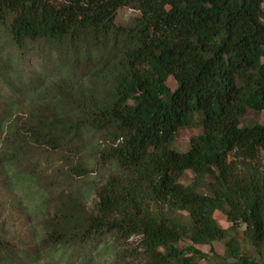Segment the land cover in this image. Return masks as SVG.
<instances>
[{"label": "trees", "instance_id": "obj_1", "mask_svg": "<svg viewBox=\"0 0 264 264\" xmlns=\"http://www.w3.org/2000/svg\"><path fill=\"white\" fill-rule=\"evenodd\" d=\"M0 84V264H264V0H0Z\"/></svg>", "mask_w": 264, "mask_h": 264}, {"label": "rangeland", "instance_id": "obj_2", "mask_svg": "<svg viewBox=\"0 0 264 264\" xmlns=\"http://www.w3.org/2000/svg\"><path fill=\"white\" fill-rule=\"evenodd\" d=\"M139 14H140L139 11H137L136 9L124 6L118 10L116 22L118 24L127 23L131 18H134L138 16ZM42 68L43 67L40 64L39 58L35 56L26 57V61L24 63V69L26 73L30 74V76H34L33 74L41 71ZM167 84L172 90H175V88L177 87V81L173 77H170L168 79ZM24 89H25V92L28 93L29 90H31V86L29 85ZM21 99L23 98L21 97L19 91H15L14 94H11L10 90L5 85L0 84V119L3 117L9 116V112L7 110L11 112V107H12L11 103H13L14 101H20ZM254 122L264 123V111L259 112V113H256L252 109L247 111V113L245 114L243 118V124H251ZM202 132H203V126L196 119L193 125L187 126L179 131L178 137L172 143V147L180 151H186L190 148L191 139L194 136L201 134ZM37 157H39V155H37L35 158ZM261 160L264 163V150L261 153ZM93 176H96V172L93 173ZM192 178H193V172L191 170H188L181 178V182L184 184H189L191 183ZM7 180H8V177L4 175H0V193H1L0 201L7 200L8 198H10L11 193L8 192L7 186L9 187V184H8L9 181ZM13 183H15V181H13ZM29 191H30V195H29L30 200H36L37 198H39L40 191L37 190V188H30ZM14 192L18 193L19 190L15 189ZM92 196L95 197V195H92ZM20 197L23 199L24 198L26 199V195H23L22 193ZM10 215L15 223L17 220L19 222H22V223H16L15 226L18 225L17 226L18 230H20L21 232L31 231V227L27 226V224H29L27 219L18 214V209L10 213ZM214 215L222 226L229 227L231 225V223L227 221L226 216L223 212L216 211ZM239 237L242 242L243 250L249 251V247L247 243L245 242L241 231H240ZM201 247L204 248L206 251L211 249L210 245H204ZM214 247H215V250L219 252L220 254H223L225 251L224 242H216L214 244Z\"/></svg>", "mask_w": 264, "mask_h": 264}]
</instances>
